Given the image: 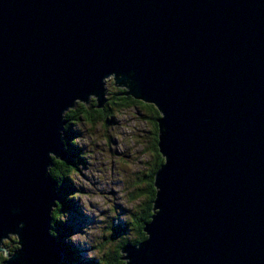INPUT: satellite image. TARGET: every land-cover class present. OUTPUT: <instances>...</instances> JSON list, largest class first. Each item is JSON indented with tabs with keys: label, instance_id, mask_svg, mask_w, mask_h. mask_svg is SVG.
I'll return each instance as SVG.
<instances>
[{
	"label": "water",
	"instance_id": "1",
	"mask_svg": "<svg viewBox=\"0 0 264 264\" xmlns=\"http://www.w3.org/2000/svg\"><path fill=\"white\" fill-rule=\"evenodd\" d=\"M113 71L160 112L167 164L132 264H264V0H0V235L63 260L47 154L70 157L60 113Z\"/></svg>",
	"mask_w": 264,
	"mask_h": 264
},
{
	"label": "clouds",
	"instance_id": "2",
	"mask_svg": "<svg viewBox=\"0 0 264 264\" xmlns=\"http://www.w3.org/2000/svg\"><path fill=\"white\" fill-rule=\"evenodd\" d=\"M134 76L135 73L133 72L128 73L127 77H125L124 73L116 71L110 72L101 80L102 97L97 92L89 93L86 98L77 97L71 105L67 106L60 113V117L63 122V127L60 131V139L64 144V149H68V142L65 138V133L69 129H74L79 133L84 132L85 134L83 136L78 135L71 140V144L79 149L84 150L85 146H87L86 151L89 153L88 158L90 161V167L88 169L81 167L80 171H82L85 175H89L101 181L97 187L114 189L115 192L119 194L117 197L107 196L102 203H98L96 201L88 203L77 198L76 193L80 190V188H93L92 183L90 181L83 182L82 178L79 177V173H73L71 169L64 171L63 175L54 172L53 169L58 166L55 164L53 156L62 157L53 151H49L47 154L50 162L45 167V173L50 179L55 181V184L53 185L54 190L62 188L66 180L71 182L75 190L70 192L66 199L78 202L82 214L85 217L90 218V223L83 226L79 231L68 235L64 241L66 244L71 243L72 245H78L81 249H84L85 264H101V261H104V264H121V261H123L124 264H132V259L129 256V253L125 251V248L131 245L137 251H140L143 245L151 239V233L147 230L143 239H138L129 231L113 238V233L117 224H125L126 216L122 207L113 211V205L124 204V201L120 199V197L124 196V191L121 186L112 184V181L123 180L125 179V176L120 174L119 166L113 170L111 165L108 164L107 159L104 156V153L107 151V146L104 149V153H101L100 150L95 148L96 143H104L107 145L106 140L102 139V137H104V117L109 116L115 117L117 123L109 127L107 131L115 137L116 140L121 141V143L115 144L113 147L118 148L122 152L125 150V142L127 140L129 129H134V126H138L139 117H136L135 120H129V117L135 116V110L133 107H124L117 110L114 105L107 103V101L109 100L112 90L116 85L128 87L133 93V89H135L139 83V81L133 79ZM113 77H115V81H113ZM98 98L100 102L102 99L105 103L104 109L101 115L97 117V122L95 124V127L100 129V131L93 135L91 132H85L83 125H73L70 113L79 111L82 108L91 109L94 112H101V110L97 108ZM165 118L166 114L163 111L162 120ZM166 131L167 129L163 127V135ZM140 135L143 136L144 134L140 133ZM89 137H92L91 142ZM97 155L100 156V159H92L93 156ZM102 162L105 167L102 170L97 171ZM92 165L95 167H91ZM166 165H164L163 168ZM113 172L116 174L114 175ZM95 190L96 189L93 188V191ZM109 201H111V203H109ZM160 212L161 209L157 208L154 219L158 214H160ZM56 213H58V215ZM48 215L50 223L49 235L54 238H58L59 232L56 230L57 225L67 224L70 218V213L64 210L62 200L55 199L49 204ZM24 227L25 224L23 222L18 224V228L20 230H23ZM6 239L9 241L7 244L4 243ZM121 240H123L124 243L120 244V248L117 249L116 245L120 243ZM109 241H111V244H109ZM101 246H103L104 250L101 255H98V251ZM24 248L25 245L23 238L19 231H9L5 235H0V264H28V260L24 255ZM145 255L150 257L152 252L149 251L145 253ZM58 264H64V262L61 260Z\"/></svg>",
	"mask_w": 264,
	"mask_h": 264
},
{
	"label": "rangeland",
	"instance_id": "3",
	"mask_svg": "<svg viewBox=\"0 0 264 264\" xmlns=\"http://www.w3.org/2000/svg\"><path fill=\"white\" fill-rule=\"evenodd\" d=\"M110 99L111 96L109 97V100ZM133 108L135 110V116L129 117V120H135L136 117H139V122L138 126H134V129H129L127 140L125 142V150L123 152L118 148L113 147V145L119 144L121 143V141L116 140V138L109 134L107 131L109 127L117 123L115 117L107 116V118L104 120V137H102V139L106 140L107 145H105L104 143L95 144V148L100 150L101 153H104V149L107 146V151L106 153H104V156L107 159L108 164L111 165V168L113 170H115L117 166H119L120 174H123L125 176V179L123 180L112 181V184L121 186L124 191V196L120 197V199L124 201V204L113 205V211H116L117 209L122 207L126 216V221L125 224H117L116 228H120V226L124 227L126 224H130V218H132V215L135 216V218L141 217V211L145 209L150 193V186L148 187L149 179L145 178V173L149 171L151 172L154 165L156 166L157 164V160L155 159L152 147L154 141V121L142 117L143 113L145 114L142 108ZM116 109L118 110V108ZM96 122L97 120L92 125L85 121L76 123L73 122V125L81 124L83 125L85 132H91L93 135H95L100 131V129H97L95 127ZM66 133L65 138H67ZM68 133H70V140L78 135L83 136L85 134L84 132L79 133L74 129H69ZM140 133H143L144 135L141 136ZM89 140L91 142L92 137H89ZM86 148L87 146H85L84 150L79 149L75 146L71 148V151L74 154L78 152L77 157H74L72 159V161L75 162L74 165L76 167L75 170H73L74 172H72L79 173V177L82 178L83 182L90 181L93 185V188H95L96 190L93 191V188L81 187L80 190L76 193L77 198L82 199L88 203H92V201L102 203L107 196L117 197L119 194L116 193L114 189L97 187V185H99L101 181L89 175H85L82 171H80L81 167L84 169H88L90 167V161L88 158L89 153L86 151ZM92 159H100V156H93ZM91 167L95 166L92 165ZM104 167L105 165L102 162L100 168H98L97 171L102 170ZM113 174L115 175L116 173L113 172ZM68 188L71 192L75 190L71 182H69ZM109 203H111V201H109ZM64 210L70 213L68 223L62 224V230L65 234V237L76 231H79L83 226L91 222L90 218L85 217L82 214L79 204L76 201H70L69 205L65 207ZM134 222L135 221L133 219L132 223ZM129 229V232L135 235L132 227ZM122 230L124 231V229ZM116 231H119V229H116ZM117 235L113 234V238L120 236ZM5 242L8 243L9 241ZM120 242H122V240ZM67 244L70 245L73 249L77 250L79 258L81 260H84V249H81L78 245H72L71 243ZM109 244H111V241H109ZM119 244L120 243H118L116 247H118ZM103 250V246H101L100 250L98 251V255H101L103 253ZM101 264H104V261H101Z\"/></svg>",
	"mask_w": 264,
	"mask_h": 264
},
{
	"label": "trees",
	"instance_id": "4",
	"mask_svg": "<svg viewBox=\"0 0 264 264\" xmlns=\"http://www.w3.org/2000/svg\"><path fill=\"white\" fill-rule=\"evenodd\" d=\"M116 87V86H115ZM127 92L126 88H122V87H116L112 90V94H111V99L107 101V103H110L112 105H114L116 108L120 109V108H124V107H140L143 109V111L145 112V114L143 113L144 118H148L154 121V141H153V152L155 155V159L157 160V164L156 166L154 165L152 171L145 173V178L149 179V184L148 187L150 186V193H149V197H148V203L145 206V209L141 211V217L135 218V216L132 215V218H130V224H126L124 227L120 226V228H115L114 230V235H121L124 233V231H129L132 227L135 236L138 239H143L145 233H144V227H145V223L150 222L152 216L155 214L154 212V208H155V200H156V194H157V189L155 187V182H156V175L158 174L159 170H161V168L163 167L164 163H165V159L164 157L161 155L159 147H158V143H159V126H158V119L160 118V112L158 111V109L151 104H146L142 101H138L135 100L133 97L131 96H125L124 93ZM110 101V102H109ZM98 105V103H97ZM104 108L100 109L101 112H94L91 109H87V108H82L79 111H74L73 113H70L71 119H72V123L73 122H82L85 121L87 123H89L90 125H92L96 120L97 117L101 115L102 111ZM107 118V116L104 117V120ZM70 133H66V140L69 143L68 145V150L67 152H71L70 157L67 160L61 161V160H57V159H53L55 164L58 166L57 168L53 169L54 172L63 175L64 171H67L68 169H71L72 171L75 170V162L72 161V159L74 157H77L78 152L76 154H74L71 151V148L74 147L71 144V138H70ZM74 172V171H73ZM69 181H65L64 185L62 188H60L59 192L62 196V203L64 204V208L67 207L70 203L69 200L66 199V197L68 196V194L71 192L69 190ZM132 198V197H131ZM133 199V198H132ZM58 215V213H56ZM134 219V223L133 222ZM63 225L62 224H58L57 225V231L59 232V237L57 238L59 240V242L62 244L63 248H64V258H63V262L64 264H85V260H81L78 256V252L77 250L73 249L70 245L66 244L65 241V234L63 232ZM116 229H119V231H116ZM124 229V231L122 230ZM123 232V233H122ZM117 235V236H118ZM9 243V242H8ZM124 243V241L122 240V242H120V244ZM7 244V243H6ZM120 244L118 245L117 249L120 248ZM121 264H124L121 261Z\"/></svg>",
	"mask_w": 264,
	"mask_h": 264
},
{
	"label": "flooded vegetation",
	"instance_id": "5",
	"mask_svg": "<svg viewBox=\"0 0 264 264\" xmlns=\"http://www.w3.org/2000/svg\"><path fill=\"white\" fill-rule=\"evenodd\" d=\"M70 156V155H69ZM5 244H6V242H5Z\"/></svg>",
	"mask_w": 264,
	"mask_h": 264
}]
</instances>
